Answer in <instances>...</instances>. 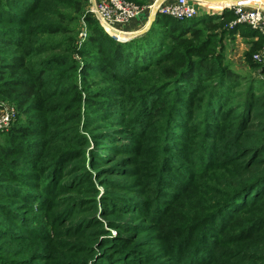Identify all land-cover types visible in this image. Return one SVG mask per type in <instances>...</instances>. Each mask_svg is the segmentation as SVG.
I'll return each instance as SVG.
<instances>
[{
    "label": "trees",
    "instance_id": "16d2710c",
    "mask_svg": "<svg viewBox=\"0 0 264 264\" xmlns=\"http://www.w3.org/2000/svg\"><path fill=\"white\" fill-rule=\"evenodd\" d=\"M88 4L0 0V264H264V35L225 10L121 43Z\"/></svg>",
    "mask_w": 264,
    "mask_h": 264
},
{
    "label": "built area",
    "instance_id": "2783aa9c",
    "mask_svg": "<svg viewBox=\"0 0 264 264\" xmlns=\"http://www.w3.org/2000/svg\"><path fill=\"white\" fill-rule=\"evenodd\" d=\"M216 3L221 8V14L227 10L233 13L235 20L229 24V28L235 24L248 26L252 30L261 32L264 28V0H151L147 6H138L127 0H94L89 12L95 17L99 25L108 34L112 31L126 33L122 30L127 24L139 19L143 14H153L183 21L193 19L204 10L211 15V7ZM84 25V23H83ZM85 27V26H84ZM111 36V35H110ZM81 41L86 38L85 31L79 34ZM117 42L116 36H111ZM264 53V50L262 51ZM261 55H254L255 60H260ZM16 110L13 106H0V132L6 130L15 121Z\"/></svg>",
    "mask_w": 264,
    "mask_h": 264
},
{
    "label": "rangeland",
    "instance_id": "374dc122",
    "mask_svg": "<svg viewBox=\"0 0 264 264\" xmlns=\"http://www.w3.org/2000/svg\"><path fill=\"white\" fill-rule=\"evenodd\" d=\"M94 0H89V4L87 5V11L89 10V7L91 5V3L93 2ZM151 0H148V3L145 4L144 6H147L148 4H150ZM137 5V4H136ZM139 6V5H138ZM214 9H215V12L214 13H217V12H220L221 8L218 6V4H215V6L213 5ZM213 13V12H211ZM142 19L146 20V19H149V15L147 13L143 14L141 16ZM85 26V27H84ZM250 31H255V32H258L260 33L261 35H264V28L261 32L259 31H256V30H252L250 29L248 26L244 25V27H242V31H246V28ZM77 35H76V45L77 44H80L82 43L86 38L83 39V41H81L80 37H79V34H81V32L85 31L86 35H87V27H86V24L84 23L83 25V21H82V18H80L77 22ZM228 28H229V24H228ZM109 32V31H108ZM109 34L111 35V33L109 32ZM113 36V35H112ZM256 40V39H254ZM247 42V41H246ZM249 45L247 43H245L244 41V38L239 35V34H236V37H235V40H230V39H227L226 40V44H225V52H226V56L228 58V60L231 62L232 64V67L239 73H245L246 72V65H245V62L243 60V54L244 52L248 49ZM264 48V47H263ZM263 50V49H262ZM261 50V52H262ZM258 54V53H257ZM256 54V55H257ZM255 55V54H254ZM254 55H253V58H254ZM258 55H261V54H258ZM140 146L141 143H140ZM146 142L143 143V150L146 148ZM144 152V151H143ZM151 157V147H147L145 149V152H144V156H141L139 157V161L142 159L144 160V162L146 160H148L149 158ZM143 164H141L142 166Z\"/></svg>",
    "mask_w": 264,
    "mask_h": 264
},
{
    "label": "crops",
    "instance_id": "0c3cea01",
    "mask_svg": "<svg viewBox=\"0 0 264 264\" xmlns=\"http://www.w3.org/2000/svg\"><path fill=\"white\" fill-rule=\"evenodd\" d=\"M215 6V5H214ZM211 12H215V9L214 7L212 6L211 7ZM209 13H206L204 10L201 12V16L202 15H208ZM213 14H216V13H213ZM218 15V14H216ZM150 20V17L149 19H142L141 17L129 24H127L126 26H124L122 28V30L126 33H130V34H134V33H140L148 24V21Z\"/></svg>",
    "mask_w": 264,
    "mask_h": 264
},
{
    "label": "water",
    "instance_id": "95a60500",
    "mask_svg": "<svg viewBox=\"0 0 264 264\" xmlns=\"http://www.w3.org/2000/svg\"><path fill=\"white\" fill-rule=\"evenodd\" d=\"M155 17H156V14H153L152 16H150V20L148 21L147 26L140 33L130 34V36L126 38L125 40L129 41L147 32L150 29L152 22L155 20Z\"/></svg>",
    "mask_w": 264,
    "mask_h": 264
},
{
    "label": "bare ground",
    "instance_id": "6f19581e",
    "mask_svg": "<svg viewBox=\"0 0 264 264\" xmlns=\"http://www.w3.org/2000/svg\"><path fill=\"white\" fill-rule=\"evenodd\" d=\"M216 3H214L213 5H215ZM108 31L111 33V35L116 36L119 39H126L130 36V33H120V32H116V31H112L111 29H108Z\"/></svg>",
    "mask_w": 264,
    "mask_h": 264
}]
</instances>
